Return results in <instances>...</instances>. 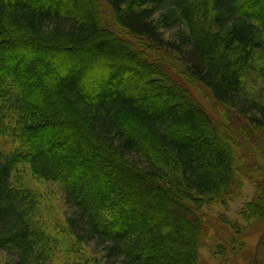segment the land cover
<instances>
[{
	"label": "trees",
	"instance_id": "1",
	"mask_svg": "<svg viewBox=\"0 0 264 264\" xmlns=\"http://www.w3.org/2000/svg\"><path fill=\"white\" fill-rule=\"evenodd\" d=\"M137 47L264 138V103L244 89L264 0H0V142L16 145H0V264L47 257L17 166L57 185L69 231L103 264H199L207 207L256 185L229 128ZM256 190L243 217L264 222Z\"/></svg>",
	"mask_w": 264,
	"mask_h": 264
},
{
	"label": "rangeland",
	"instance_id": "2",
	"mask_svg": "<svg viewBox=\"0 0 264 264\" xmlns=\"http://www.w3.org/2000/svg\"><path fill=\"white\" fill-rule=\"evenodd\" d=\"M76 4L74 8L78 12L80 7ZM98 16L102 17L99 12ZM118 36L120 39L124 38L121 34ZM137 48L135 51L143 56V60H148L166 71L170 80L182 86L189 96L207 111L210 118L221 124V128H229L232 136L234 135L236 141L244 147L243 152L236 150L245 169L244 173L249 171V174L254 176L256 185L246 181L241 194L233 198L227 206L212 205L205 210L210 224L209 241L200 253L199 264H264V222L260 219L245 220L243 217L248 216L247 204L259 198L256 187L261 185L264 188V138L248 128L235 111L214 103L204 89L181 73L177 65L169 59L154 55V52H151L153 55L150 57L146 55L148 53L143 47ZM46 64L47 61L43 60L39 65L42 73L49 68H46ZM263 67L264 52L259 51L252 64V73L244 80L247 97L261 103H264V81L260 74ZM135 88V91L140 89L138 85ZM162 104L164 107L163 99ZM161 105L158 108L162 107ZM0 145L5 146L7 150L11 148L9 141L6 145L0 142ZM12 148H16V145L12 144ZM14 183L33 200L28 204L33 215L32 226L46 237L48 245L44 264H103L88 247L77 244L69 231L66 218L70 214V208L56 184L38 178L24 165L15 168ZM260 198L262 201L258 207L252 208L253 211L264 206V196ZM111 199L113 201L115 196Z\"/></svg>",
	"mask_w": 264,
	"mask_h": 264
}]
</instances>
